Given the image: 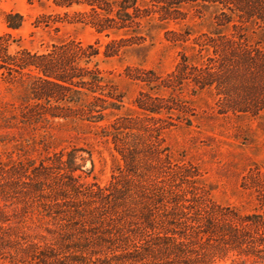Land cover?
Here are the masks:
<instances>
[{
	"label": "trees",
	"instance_id": "16d2710c",
	"mask_svg": "<svg viewBox=\"0 0 264 264\" xmlns=\"http://www.w3.org/2000/svg\"><path fill=\"white\" fill-rule=\"evenodd\" d=\"M53 1L68 8L92 7L83 13L87 23L99 34L113 35L106 44L107 56L140 45L145 40L139 34L143 22L179 24L191 9L197 15L206 9L212 10L213 27L197 34L165 27L169 41H190L174 70L166 76L142 68L130 74L148 86L135 100L139 115L133 121H142L143 129L125 138L104 134L113 138L120 156L122 170L114 172H123L128 180L115 175L106 185L84 181L78 173L87 160L78 154L85 152L82 148L47 151L39 162L20 156L0 162V243L6 244L5 230L13 222L10 204L23 200L24 212L33 209L42 222L34 234L19 238V251L29 256L28 264H264V212L244 213L203 198L187 199L178 186L161 180V148L151 146L154 154L144 168L154 175L146 176L140 155L147 144L128 140L139 138L141 130L155 131L166 117L169 128L180 119L175 111L188 112L189 103L176 93L187 84L219 91L235 111L264 108V0ZM14 16L20 18L17 24ZM6 22L16 30L23 18L10 13ZM99 54L97 43L73 40L47 53L24 49L12 55L0 42V70H18L25 78L34 74L24 87L20 123L80 119L102 127L115 116L123 96L107 90L113 86L95 62ZM12 127L0 126V143L13 140L7 132ZM134 178H141L138 184ZM259 206L264 208V193Z\"/></svg>",
	"mask_w": 264,
	"mask_h": 264
},
{
	"label": "rangeland",
	"instance_id": "374dc122",
	"mask_svg": "<svg viewBox=\"0 0 264 264\" xmlns=\"http://www.w3.org/2000/svg\"><path fill=\"white\" fill-rule=\"evenodd\" d=\"M91 8L88 5L57 6L53 0H0V42L7 45L10 54L17 55L24 49L47 53L55 45L73 40L84 44L97 43L100 54L95 62L113 86L107 90L123 96L120 110L101 124L107 128L80 119L23 124L18 119L23 112L24 87L34 74L25 78L18 70H0V126H13L7 130L13 140L0 143V162L19 156L21 160L39 162L47 151L82 148L85 152L78 154L87 160L78 173L84 181L106 185L115 175L128 180L123 172H114L118 168L122 170L120 156L113 138L104 137V134L111 132L125 138L129 137V132L143 129L142 121H133L139 115L135 100L141 91L148 90V86L130 74H137L134 70L142 68L166 76L174 70L182 49L190 41L186 44L169 41L165 27L189 28L195 34L213 27L212 10L206 9L198 15L191 9L187 19L179 24L172 22L159 26L143 22L139 34L145 36V40H141L140 45L125 46L119 55L107 56L106 44L113 35L99 34L87 23L88 17L83 13L90 12ZM10 13H18L23 18L22 25L16 30L7 26L6 18ZM12 20L17 24L20 18L14 16ZM249 38L256 40L257 35L249 34ZM215 91L187 84L176 93L179 99L189 103L188 112L175 111L180 119L174 120V125L169 128L166 127L169 120L166 117L155 131L145 133L141 130L139 138L131 136L128 140L147 144L143 149L146 153L140 155L141 168H149L147 164L154 154L151 146L160 147L165 158L163 170L159 173L161 180L178 186L187 199L200 201L203 198L214 206L237 208L244 213H262L264 208L259 206V199L264 193V108L255 112L235 111L223 100L224 96ZM2 132L6 131L2 129ZM145 168L141 170L146 176L154 175L153 170L145 171ZM140 179L134 178L132 182L138 184ZM24 208L23 200L9 206L13 222L5 230L6 244L0 243V262L3 264H8L7 260L12 264H28L26 262L30 261L29 256L19 251V238L23 234H34L42 222L33 214V209L25 213ZM14 253L18 255L13 256Z\"/></svg>",
	"mask_w": 264,
	"mask_h": 264
}]
</instances>
